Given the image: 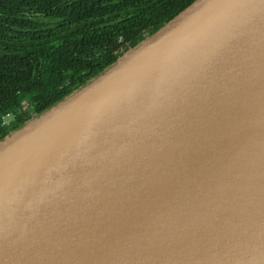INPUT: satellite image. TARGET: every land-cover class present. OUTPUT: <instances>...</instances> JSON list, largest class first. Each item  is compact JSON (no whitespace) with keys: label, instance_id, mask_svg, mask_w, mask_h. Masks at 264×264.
<instances>
[{"label":"water","instance_id":"obj_1","mask_svg":"<svg viewBox=\"0 0 264 264\" xmlns=\"http://www.w3.org/2000/svg\"><path fill=\"white\" fill-rule=\"evenodd\" d=\"M263 59L264 0H196L1 141L0 264H264L226 171L264 151Z\"/></svg>","mask_w":264,"mask_h":264},{"label":"trees","instance_id":"obj_2","mask_svg":"<svg viewBox=\"0 0 264 264\" xmlns=\"http://www.w3.org/2000/svg\"><path fill=\"white\" fill-rule=\"evenodd\" d=\"M195 1L0 0V142L98 77ZM8 112L16 120L3 126Z\"/></svg>","mask_w":264,"mask_h":264},{"label":"bare ground","instance_id":"obj_3","mask_svg":"<svg viewBox=\"0 0 264 264\" xmlns=\"http://www.w3.org/2000/svg\"><path fill=\"white\" fill-rule=\"evenodd\" d=\"M259 70L255 71L254 78V90L262 91L264 90V59L259 64ZM259 98H256L258 101ZM260 153V152H259ZM255 158H248V162L251 165L237 163L234 161L233 166H229L231 177L235 183L236 188L241 192V195L245 196L247 199L258 204L264 202V151L260 154L252 151ZM254 205L249 204L248 208L253 209Z\"/></svg>","mask_w":264,"mask_h":264},{"label":"built area","instance_id":"obj_4","mask_svg":"<svg viewBox=\"0 0 264 264\" xmlns=\"http://www.w3.org/2000/svg\"><path fill=\"white\" fill-rule=\"evenodd\" d=\"M30 105H25V110L29 109ZM16 120V115L13 112H8L2 117V124L3 126H9L13 121Z\"/></svg>","mask_w":264,"mask_h":264}]
</instances>
